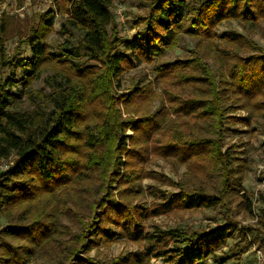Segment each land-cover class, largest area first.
<instances>
[{
    "label": "trees",
    "instance_id": "1",
    "mask_svg": "<svg viewBox=\"0 0 264 264\" xmlns=\"http://www.w3.org/2000/svg\"><path fill=\"white\" fill-rule=\"evenodd\" d=\"M55 2L26 29L0 16V65L13 69L0 85V160L13 158L0 173L6 221L0 264H28L34 256L43 264L224 261L229 256L214 252L236 230L230 217L207 232L144 223L217 206L252 214L251 196L230 180L234 170L243 172V161L224 140L230 124L264 114V47L235 30H216L228 19L264 22V0H146V11L133 21L141 30L127 39L112 13L114 0ZM56 13L64 39L51 50L46 38ZM12 29L19 44L7 55L3 37ZM184 36L195 41L188 54L158 62ZM22 44L29 57L21 55ZM137 63L150 64L153 76L121 91L124 73ZM16 71L17 96L34 107L13 105ZM42 73L44 86L34 89ZM238 110L247 116L234 114ZM149 156L167 160L174 173L179 165L184 170L176 180L145 170ZM143 178L151 180L147 207L134 203L145 191L135 185ZM119 236L137 251L104 260L90 255ZM260 244L264 248V234Z\"/></svg>",
    "mask_w": 264,
    "mask_h": 264
},
{
    "label": "rangeland",
    "instance_id": "2",
    "mask_svg": "<svg viewBox=\"0 0 264 264\" xmlns=\"http://www.w3.org/2000/svg\"><path fill=\"white\" fill-rule=\"evenodd\" d=\"M55 0H0V16L3 13L5 18H9L11 27H21L26 29L32 23L39 20L40 14H43L47 9H54ZM121 8V12L116 13L117 8ZM146 0H114L111 10L114 14L119 33L124 38H131L140 32L141 28L133 24L134 16L146 11ZM62 16L55 14L52 18L53 31L49 33L46 41L51 50L57 48L64 37L59 34L60 23ZM15 28V29H17ZM15 29L10 31L9 36L3 37V47L7 55L15 51L18 46L19 35L14 34ZM235 30L242 35L251 39L258 45L264 47V22L252 24L248 22H240L238 20H224L217 26V33L221 34L224 31ZM194 39L184 36L177 48L171 52H166L158 62L174 60L176 58L185 57L188 50L193 46ZM19 51L22 56L29 57L30 50L27 44L19 46ZM212 63V61H210ZM215 69V64L212 63ZM13 69L9 66L0 65V85H3L5 80L12 74ZM47 73L40 74L39 78L33 81L34 89H41L44 86V76ZM153 76L152 66L144 63H137L135 66L124 73L121 82V91H125L131 81H146ZM21 74L15 72V79L18 81L11 88L14 94L10 97L13 105L19 109L34 107L25 96H17L21 85L19 79ZM156 88V85L154 84ZM50 88L45 87L44 91ZM160 101L153 103V108H159ZM39 108L48 110L50 105L48 102L39 101ZM234 114L239 117H246V113L242 110L235 111ZM233 130L225 137L224 147L229 146L234 156L240 158L244 164L242 173L234 170L231 175V182L235 189L243 188L244 191L251 196V215H245L243 212H237L232 206L229 210H225L222 206H217L213 209H196L187 212L171 213L169 215H159L145 220V227L148 229L152 223L167 228H182L188 227L197 231L207 232L214 229L216 225L223 223L227 217L232 218L236 222V230L227 238L226 243L219 247L214 255L229 256L219 264H264V248L261 246V240L264 234V114L251 117L249 124L235 122L229 125ZM128 135L131 131L126 132ZM157 137V136H155ZM150 160L143 163L145 170H156L164 172L174 180L178 179L184 170L183 165L177 166V173L171 171L172 164L159 156H149ZM6 160L13 162V158L9 157ZM151 182L148 178H143L135 185L141 187L143 194L134 198V203L147 207L153 195L146 190ZM163 186L162 189H165ZM6 223L5 219L0 217V227ZM247 227L256 228L252 232L247 230ZM137 251V245L124 241L119 236L110 246H100L97 250H91L90 255L97 256L104 260L108 257L115 256L119 252ZM159 259L151 258L150 264H160ZM214 261V257L209 256L203 261V264H210ZM28 264H43L41 259L34 256Z\"/></svg>",
    "mask_w": 264,
    "mask_h": 264
},
{
    "label": "built area",
    "instance_id": "3",
    "mask_svg": "<svg viewBox=\"0 0 264 264\" xmlns=\"http://www.w3.org/2000/svg\"><path fill=\"white\" fill-rule=\"evenodd\" d=\"M120 12H121V8L119 7V8H117L116 13L119 14ZM12 163L13 162H9V160H6V159L0 160V173L8 170L11 167ZM219 263H222V262L213 261L210 264H219Z\"/></svg>",
    "mask_w": 264,
    "mask_h": 264
}]
</instances>
